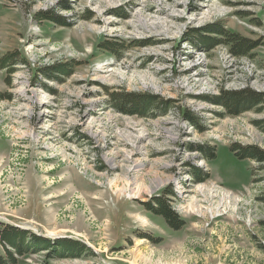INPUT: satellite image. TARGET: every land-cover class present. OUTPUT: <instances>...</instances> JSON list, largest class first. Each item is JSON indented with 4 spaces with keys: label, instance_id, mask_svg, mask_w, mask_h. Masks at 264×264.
<instances>
[{
    "label": "rangeland",
    "instance_id": "374dc122",
    "mask_svg": "<svg viewBox=\"0 0 264 264\" xmlns=\"http://www.w3.org/2000/svg\"><path fill=\"white\" fill-rule=\"evenodd\" d=\"M63 1L0 0V56L26 60L0 70V221L92 251L49 264H264V162L229 149H264V105L234 115L209 101L264 92V0ZM49 10L67 24L37 15ZM210 25L257 41L253 56L201 43ZM69 63V74L45 75ZM115 91L170 107L122 113ZM162 196L180 228L149 208Z\"/></svg>",
    "mask_w": 264,
    "mask_h": 264
},
{
    "label": "trees",
    "instance_id": "16d2710c",
    "mask_svg": "<svg viewBox=\"0 0 264 264\" xmlns=\"http://www.w3.org/2000/svg\"><path fill=\"white\" fill-rule=\"evenodd\" d=\"M67 0L62 2L60 7H69ZM37 15L58 24H67L61 20V16L55 14L54 10L40 11ZM196 31V30H194ZM209 32L218 33L219 36L213 38ZM190 37L192 34H189ZM194 35V34H193ZM201 43L207 45L208 48H214L220 44L228 47L229 53L235 57H252L251 50L258 46L257 41H252L238 33L225 30L218 25H210L204 32H199ZM119 43V42H118ZM114 42H100L107 52L118 53L119 47H113ZM26 60L20 56L17 51L6 52L0 56V70H7L12 73L14 65L25 64ZM51 72H46V76L52 79H59L56 73L69 74L72 66L62 64L52 65ZM53 72H56L55 74ZM111 105L114 109L122 113L136 114L140 116L154 115L153 111L165 113L170 107L169 100L157 101L156 96L148 93H127V92H108ZM198 98H201L198 97ZM205 98V97H202ZM206 99H209L206 97ZM214 104L224 106L228 113L237 115L245 110L264 105V92L256 91L249 87L239 90H230L222 93V96H214L209 99ZM257 125L264 123L263 120H255ZM263 129L264 126L260 125ZM230 151L238 158H251L256 162H264V149L256 145L239 146L233 144ZM209 156H212L208 154ZM155 202L148 205L151 210L176 229L183 225L170 203L166 198L156 197ZM45 251L44 259L39 264H49L50 258L78 257L83 254H92V251L85 244L76 239L56 238L50 239L44 236H38L27 229H21L15 225L0 221V264H17L19 258L28 254H35ZM103 264V263H98Z\"/></svg>",
    "mask_w": 264,
    "mask_h": 264
},
{
    "label": "bare ground",
    "instance_id": "6f19581e",
    "mask_svg": "<svg viewBox=\"0 0 264 264\" xmlns=\"http://www.w3.org/2000/svg\"><path fill=\"white\" fill-rule=\"evenodd\" d=\"M26 93V91H23V93H22V91L20 92V94H25ZM109 162L111 163V160H109ZM202 163V162H201ZM183 178H187V176H185V177H183ZM168 179L166 178V179H161V180H156L155 181V183L158 185L159 183L161 184V183H165L166 181H167ZM154 181V180H153ZM137 186V185H136ZM154 186H156V185H154ZM204 186H200L199 188H200V190H202V188H203ZM132 189V188H131ZM130 189V187H129V185H127V183L126 184H124V186H122L121 188H117V191H120V192H126L127 190L129 191V190H131ZM145 190L146 191H148V192H150V191H152V187L151 186H148V187H146L145 188ZM204 190V189H203ZM202 190V191H203ZM142 191V188H140V187H137V188H135V190H134V194H139L140 192ZM131 192V191H130ZM129 192V193H130ZM128 193V194H129ZM133 193V192H132ZM223 199H225V200H227V199H230V195L228 194V193H223ZM224 200V201H225ZM223 203V202H222ZM221 206H222V204H221ZM189 207H191V206H188V208ZM195 207V206H194ZM192 208V207H191ZM225 208V207H224ZM224 208H223V210H224ZM199 209V208H198ZM194 210V209H193ZM220 209L218 208V209H216L215 210V212L216 213H220V211H219ZM222 210V211H223ZM210 213H211V215H212V210H210ZM202 215L203 214V212H201V210L199 209L198 210V215ZM221 215V214H220Z\"/></svg>",
    "mask_w": 264,
    "mask_h": 264
}]
</instances>
